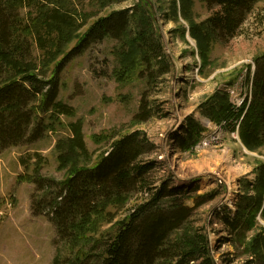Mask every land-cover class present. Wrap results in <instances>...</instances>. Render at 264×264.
I'll use <instances>...</instances> for the list:
<instances>
[{
  "label": "rangeland",
  "instance_id": "1",
  "mask_svg": "<svg viewBox=\"0 0 264 264\" xmlns=\"http://www.w3.org/2000/svg\"><path fill=\"white\" fill-rule=\"evenodd\" d=\"M46 1L26 0V5L17 9L14 21L12 19L13 38L28 42L18 56L37 64L45 60L46 50L58 41V31L52 32L43 26L38 30L33 28V33L25 37L22 30L43 18L45 12L50 18L60 8L72 17L78 33L83 34L98 18L113 10L132 7L139 0H112L108 5H104L103 0ZM151 1L156 18L154 32L160 36L162 44V51L158 50L157 54L166 55L168 72L156 73L150 86L148 71L144 75L135 73L129 82L118 81L115 70L120 65L118 48L121 41L106 37L93 42L81 54L69 59L57 76V100L73 109V114L58 117L64 125L82 120L85 141L93 158L90 165L110 147L111 137L104 136L117 138L138 130L146 133L154 147L140 160L155 162L153 171L145 177L151 189L159 188L164 182L171 188H194L192 198L186 201L189 207L196 206L201 196L207 197V202L195 208L185 226L171 239L180 240L185 231L201 232L208 236L217 264H264V255L255 257L246 246L264 226L262 215H258V224L246 235L242 231L232 232L226 224V217L231 218L237 213L246 195L255 194L248 182H254L259 165L264 163V145L249 150L240 138L239 124L233 132L225 124L209 118L217 93L227 92L237 107L246 98H252L256 59L264 54V0L257 3L239 36L227 42L218 38L212 41L207 60L190 35L179 3L176 21L172 0ZM193 11L198 23L211 14L203 0H194ZM77 42L74 38L55 62L61 61ZM56 63H52V68ZM5 76L3 73L2 77ZM143 99L152 116L137 122L135 118ZM39 114L46 125L54 124L53 130L48 129L40 140L0 153V196L4 200L0 209V264H54L56 255L61 258V264H68L69 260H76L79 250L87 252L90 249V246H72L60 240L48 215L31 213L35 185L23 178L34 175L35 162L39 160L43 176L65 179L66 172L58 169L56 146L60 139L70 134L59 119H50L52 110H40ZM188 117H193L202 131L198 141L185 149L179 146L177 135L185 136L182 128ZM40 195L42 193L36 194L35 200ZM143 198V192L136 191L124 206H109L108 211L115 213L114 218L95 237H113L119 223ZM163 262L159 264H165ZM86 264H94V261Z\"/></svg>",
  "mask_w": 264,
  "mask_h": 264
},
{
  "label": "trees",
  "instance_id": "2",
  "mask_svg": "<svg viewBox=\"0 0 264 264\" xmlns=\"http://www.w3.org/2000/svg\"><path fill=\"white\" fill-rule=\"evenodd\" d=\"M55 1L61 0L46 2ZM111 1L103 0V3L108 5ZM203 1L211 14L201 23L194 19V0H172L171 3L176 21L179 19V3L180 13L189 24L190 35L207 60L212 41L218 38L227 42L239 36L257 3L262 0ZM24 5L26 0H0V153L40 140L48 129L53 130L54 124L46 125L40 117V110H52V121L59 119L60 114H73L71 106L57 100V76L69 59L81 54L93 42L106 37L121 41L118 48L120 65L115 70L118 81L129 82L135 73L144 75L148 71L150 86L156 73L162 75L168 72L166 55L157 54L158 50L162 51V44L160 36L157 37L154 32L156 18L151 0H139L132 7L113 10L98 18L83 34L78 33L72 17L61 12L60 8L50 18L45 12L43 18L36 19L22 30L25 37L33 33V28L38 30L43 26L52 32L58 31V41L46 50V58L41 64L19 57L28 42L13 38L11 34L15 13ZM74 38L78 40L77 46L56 63ZM256 61L252 98H246L237 107L227 92L217 93L214 95L216 104H211L209 115L211 120L225 124L233 132L239 124L240 138L252 151L264 145V54ZM52 63H56L54 68ZM249 71L250 81L251 67ZM3 73H6L5 77H2ZM151 116L143 99L135 120L142 122ZM58 121L70 132L56 146L59 152L58 169L66 172L65 179L43 176L39 160L35 162L34 175L23 179L35 185L31 213L34 216L48 215L60 240L72 246H90L87 252L79 250L76 260H69L68 264H86L90 260L94 264H159L163 261L165 264H217L207 235L185 231L180 240L171 239L185 226L195 208L207 202V197L201 196L196 206L189 207L186 201L192 198L194 188H171L164 182L159 188L151 189L145 177L153 171L155 162L140 160L154 147L146 133L138 130L117 138L104 136L111 137L110 147L96 163L90 165L93 158L85 141L82 120L67 125L60 119ZM201 131L200 124L193 117H188L187 124L182 128L185 136L177 135L179 146L185 149L192 146L198 141ZM248 183L255 194H245L237 213L231 218L226 217V224L232 232L242 231L243 235L256 227L259 214L264 218V163L259 165L254 182ZM136 191L143 192L144 198L119 223L113 237H95L114 218L115 213L108 211V207L124 206ZM39 193L42 195L36 196L35 200V195ZM3 202L0 196V209ZM54 243H57L56 239ZM246 246L255 257L264 255V226ZM54 264H61L59 255L55 256Z\"/></svg>",
  "mask_w": 264,
  "mask_h": 264
},
{
  "label": "bare ground",
  "instance_id": "3",
  "mask_svg": "<svg viewBox=\"0 0 264 264\" xmlns=\"http://www.w3.org/2000/svg\"><path fill=\"white\" fill-rule=\"evenodd\" d=\"M203 121H204L206 124L209 123V121H208L207 119H203ZM208 169H210V166H208ZM211 169L214 170V168H211Z\"/></svg>",
  "mask_w": 264,
  "mask_h": 264
}]
</instances>
